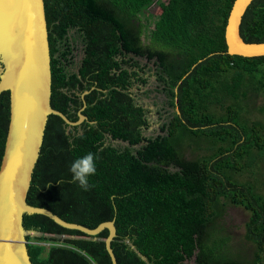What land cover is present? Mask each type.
<instances>
[{
	"label": "trees",
	"instance_id": "trees-1",
	"mask_svg": "<svg viewBox=\"0 0 264 264\" xmlns=\"http://www.w3.org/2000/svg\"><path fill=\"white\" fill-rule=\"evenodd\" d=\"M43 2L50 104L70 120L78 111L85 119L68 125L48 115L26 201L90 228L113 220L116 264H264V193L256 180L240 178L264 158V55L226 52L233 0ZM153 3L159 12L142 22ZM239 32L244 41H264V0L249 3ZM72 41L82 52L74 71ZM149 76L172 108L153 136L143 133L147 108L136 91ZM253 110L263 120L251 119ZM8 121L4 90L0 160ZM193 146L203 152L186 156ZM88 151L99 159L93 187L83 191L70 182L68 167ZM227 205L248 211L247 252L232 248L218 222ZM22 222L37 232L25 235L31 264H111L107 229L87 235L37 213H24Z\"/></svg>",
	"mask_w": 264,
	"mask_h": 264
},
{
	"label": "water",
	"instance_id": "water-1",
	"mask_svg": "<svg viewBox=\"0 0 264 264\" xmlns=\"http://www.w3.org/2000/svg\"><path fill=\"white\" fill-rule=\"evenodd\" d=\"M251 1L232 2L224 26L228 54L264 55V41H244L239 32L242 15ZM4 90L9 92V121L0 160V264H31L25 235L37 232L24 228V213L43 214L64 228L92 236L107 229L105 248L111 264H116L110 247L116 235L113 220L90 228L26 201L48 115H58L68 125L85 119L78 111L77 120H70L50 104V55L43 0H0V93Z\"/></svg>",
	"mask_w": 264,
	"mask_h": 264
},
{
	"label": "rangeland",
	"instance_id": "rangeland-1",
	"mask_svg": "<svg viewBox=\"0 0 264 264\" xmlns=\"http://www.w3.org/2000/svg\"><path fill=\"white\" fill-rule=\"evenodd\" d=\"M159 12V8L157 3H153L150 5V7L145 11L144 14L139 15V18L142 22H145L146 17L148 14V18L153 20L155 16H152ZM146 16V17H145ZM151 21L148 23L147 29L144 31L141 39L143 42H146V33L147 30L151 26ZM73 34V33H71ZM71 37H73L71 35ZM73 46V52H72V62L68 65V69L70 71L76 70L78 61L82 55V52L80 50V46L77 42L72 41ZM141 63H145V58H139ZM148 65H152V61L148 63ZM136 90V88H134ZM139 95L138 101L143 104L147 108V118L149 121V126L143 131V133L147 136H153L160 132L159 126L166 119V117L170 114L172 111V108L170 106H166L165 104V97L164 94L160 91L155 90V83L153 81V77L149 76V80L146 85L138 88L136 90ZM145 91H147L145 93ZM261 97H258L256 100V106L260 104ZM164 106V107H163ZM165 108V109H163ZM167 110V111H166ZM159 113L161 115H159ZM251 119H257L261 118V115L258 113V111H251V113L248 114ZM263 120V119H262ZM264 122V120H263ZM108 140L113 144H120L125 145L126 142L120 141V140H112L108 138ZM201 146H204L201 145ZM203 150L194 149V146L186 147L185 148V154L186 156H192L195 154L202 153ZM241 179H254L256 180L259 188L264 193V158L259 160L256 167H254L253 172H244L241 176ZM248 217V211L242 208L241 206H235V205H227L224 208V211L221 215V217L218 219V222L223 227V231L230 236V245L235 251H242L247 252L250 250L251 244L249 242H246L243 239V232H244V223ZM193 258L186 259L183 264H194Z\"/></svg>",
	"mask_w": 264,
	"mask_h": 264
},
{
	"label": "clouds",
	"instance_id": "clouds-1",
	"mask_svg": "<svg viewBox=\"0 0 264 264\" xmlns=\"http://www.w3.org/2000/svg\"><path fill=\"white\" fill-rule=\"evenodd\" d=\"M98 159L99 155L92 151L76 156L68 167V171L71 173L70 182L77 184L83 191H88L93 187L90 177L97 172L96 162Z\"/></svg>",
	"mask_w": 264,
	"mask_h": 264
}]
</instances>
